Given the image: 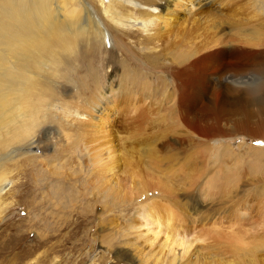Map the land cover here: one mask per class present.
Segmentation results:
<instances>
[{
    "label": "rangeland",
    "instance_id": "1",
    "mask_svg": "<svg viewBox=\"0 0 264 264\" xmlns=\"http://www.w3.org/2000/svg\"><path fill=\"white\" fill-rule=\"evenodd\" d=\"M263 1L222 0L215 4L212 11L189 24L182 13L178 14L173 18L172 26L162 32L160 41L154 43L155 50L162 49V53L159 64L153 68H148L150 63L146 54L149 52L146 48L150 49L152 44L146 46L135 33L134 36L122 38L120 33L105 26V50H115L116 56H122L123 59L122 65L116 62L113 78L121 81L122 87L129 88V92L115 95L116 108L125 114L123 120H128L132 113L137 115L128 120L127 126L124 125L128 130L125 133L127 137L135 140V144L126 142L124 145L135 148L129 160L130 165L120 150L121 157L116 170L119 174L128 175L132 172L146 177V182H151H147L150 185L148 190H153L154 183L158 184V181L167 189L168 183L179 185L171 199L164 189L163 197L155 195L156 191L152 194L149 191L148 195L150 198H159L157 200L162 204H168V214L175 218H172L171 223L177 228L183 227L181 232L188 230L184 239L190 241L198 232L218 227H228V231L233 230L235 233L233 237L238 235L235 240L232 239V246L239 253V259L237 256L227 257L229 254L221 255L228 251L227 248L219 249L220 252L216 249L210 255L204 253L205 243L210 241L204 236L202 239L205 241L192 244L190 258L186 257L187 263L183 264H264ZM184 50L191 53L187 63L179 59ZM92 56L101 60V64L107 62L101 48H96ZM97 67L100 69L101 66ZM147 83L150 88H143ZM160 83H165L164 87ZM257 84L261 87L253 90L252 86L257 87ZM145 109L150 113L140 116V111ZM55 143L53 149L44 154L49 164L54 166L60 161L64 165L55 166L60 174L68 173V170L76 174L77 180L69 182L75 184L76 192L67 191L68 185L65 190L69 196L71 193L74 195L68 200L71 209L60 208L65 207V204L56 206L45 193L48 188L42 181H37L36 185L43 192L39 196V199H45L42 203L38 196L37 199L23 196L24 192L18 188V183L26 180L21 175L3 185L0 192L3 200L0 199V204L2 210L5 209L0 213V264L123 263L120 260L116 263L113 261L117 255L120 258L125 256L132 264H155L154 256L148 257L153 251L147 245L143 246L141 240H136L131 230H127V223H131L138 215L137 209L132 207V203L112 204L110 200H100L98 195H94L96 199L90 196L89 188L82 185L87 168L79 167L85 162L76 154L75 160L79 165L75 163L69 167L67 157L57 154L62 145L57 142V146ZM118 148L116 146L114 150ZM96 150L95 153L92 151L94 155L91 156L101 160L94 169L98 174V170L101 171L105 165L106 156L104 149ZM16 164L15 161L13 166ZM127 166L129 170L125 169ZM4 170L7 168L4 167ZM17 171L16 168L14 172ZM124 175L117 182L124 181ZM89 180L88 184L94 185V180ZM114 181L109 184L114 185ZM120 182L118 188L110 187L113 189L110 193L127 190L126 183ZM57 186L64 189L63 186ZM92 190V193L96 192L94 187ZM168 196L171 201H166ZM224 206L228 207V211H233V206L236 210L230 221V217H227V221L223 219L222 224L219 219L190 222L189 218L198 216V220H202L207 213L218 216L217 213H221ZM72 210L74 213L70 214ZM75 210L79 216L74 215ZM240 214L244 216L237 217ZM235 217L240 218V221H234ZM145 228L139 231L144 233ZM221 241L220 247H225L227 242L224 239ZM165 252L157 254L158 261L168 262L171 256ZM175 255H181L180 248L175 249ZM222 258L229 263L212 262Z\"/></svg>",
    "mask_w": 264,
    "mask_h": 264
},
{
    "label": "bare ground",
    "instance_id": "2",
    "mask_svg": "<svg viewBox=\"0 0 264 264\" xmlns=\"http://www.w3.org/2000/svg\"><path fill=\"white\" fill-rule=\"evenodd\" d=\"M219 1L222 0H0V192L3 185L21 175L22 179L26 180L18 183V188L24 192L23 196L26 198L38 196L39 199L43 192L41 193L36 185H38L37 181H42L46 184L45 188H48L45 193L51 201L55 202L56 206L60 207L65 204V207L60 208L71 209L68 200L74 195L71 193L69 196L65 190L68 185L70 189L67 188V191L76 192L73 186L75 184L69 183L71 180H77L76 174L69 170L68 173L60 174L55 166H61L62 163L59 161L53 166L47 162L49 159L45 158L44 154L45 151L52 150L53 144L58 142L62 146L57 154L67 157L69 167L77 163L76 154L85 162L79 167L87 168L86 178L82 185L89 188L90 196L96 199L94 195H98L100 200L101 198L110 200L112 204L122 202L129 205L132 203V207L137 209L138 215L131 223H127V230H131L136 240H141L144 243L143 246L147 245L146 247L153 251V254L148 257L153 255L155 264L187 263L186 257H189L193 251L189 252L193 247L192 244L205 241L202 239L204 236L210 239L205 243L204 253L208 252L210 255L216 249L219 251V249L227 248V252L220 254H229L227 257L237 256L239 253L232 246L234 245L232 241L238 235L233 237L235 234L233 230L228 231V227L227 229L209 228L206 232H198V235L190 241L187 238L184 239L183 236L188 234V230L181 232L183 227L180 229L171 223L174 215L168 214V204H162L157 200L159 198H150L148 195L149 191L150 194L156 191L155 195L163 197L164 189L171 199L179 185L167 182L169 184V189H167V187L163 188L158 181V184L154 183L153 190H148L151 182L147 180L149 182L147 183L146 177L132 172L128 175L119 174L116 170L121 151L130 165L129 160L132 159L131 155L135 148L132 146L127 148L124 145L126 142L130 145L135 144V140L133 137L130 139L127 137L125 133L128 130L124 125L127 126L128 120L137 115L132 113L128 120H123L125 114L116 108L115 95L119 92L127 93L129 88L122 87L121 81L113 78L116 62L123 64L122 56H116L115 50L106 51L104 47L107 36L105 26L120 33L122 38L136 34L146 46L152 44L150 49L146 48L149 51L146 54L149 57L147 61L150 63L148 68H153L159 64L158 59L162 53V49L155 50L154 43L160 41V35L166 28H169L168 26H172L173 18L182 13L187 23L195 22L204 13L212 11ZM96 48H101L103 57L107 58L105 64H101V60L92 56ZM185 51L178 56L181 62L186 61L187 63L191 53ZM98 65L101 66L100 69ZM109 68L110 72H108ZM79 74L82 75L79 77ZM147 85L144 84L143 88H150L148 83ZM163 85L165 83H160V86L164 87ZM258 87L261 86L258 84L257 87L252 86L253 90H258ZM147 112L150 113L148 109L141 110L140 116ZM119 126L121 127L118 128ZM97 146L99 148L96 150ZM116 146L119 148L114 150ZM102 149H104L106 161L102 170H98L96 174L94 169L100 165L101 160L91 155H94L95 150L98 152ZM52 157L55 158L54 155ZM15 161L17 164L13 166ZM4 167L8 171H5ZM16 168L17 173L14 172ZM127 168L130 169L128 166L125 169ZM81 171L78 172L82 173ZM28 174L31 182L27 180ZM121 175H124L122 182L126 183L127 190L123 193H110L113 190L110 187H119L120 181L117 182V179L121 178ZM90 178L94 180V185L88 184ZM47 179L52 181L47 182ZM113 180H116L115 184H109ZM48 183H50V188ZM57 185L63 186L64 189H59ZM93 187L96 190L95 193H92ZM33 188H35L34 191H32ZM1 196L3 194L0 193V199L3 200ZM169 196L166 201H171L168 199ZM39 200L42 203L45 199L40 198ZM35 202L38 204L37 201ZM234 206L233 211H228V207L224 206L222 214L217 213L218 216L207 213L201 218L202 220H198V216L194 218L195 220L189 219L192 224L217 219L222 224L227 221V217H230L229 221L231 220L233 213L236 212ZM4 209L2 210L1 206L0 213ZM72 213H74L73 210L70 214ZM74 215L79 216L76 210ZM241 216L244 214L237 217ZM237 217L233 220L240 221ZM223 219L226 220L223 221ZM180 224L182 225V222ZM143 227L146 228L144 233H141L139 229ZM223 239L227 244L224 245L225 247H220L219 242ZM176 248L181 249V255L178 257L175 255ZM164 250L171 256L168 262L161 259L158 261L157 258V254ZM237 258L239 259L238 256ZM118 260L123 262L121 264H132L125 256L120 258V255H117L113 258L115 263ZM212 262L229 263L225 258Z\"/></svg>",
    "mask_w": 264,
    "mask_h": 264
}]
</instances>
